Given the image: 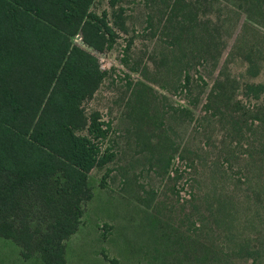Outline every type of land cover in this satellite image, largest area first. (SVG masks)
Segmentation results:
<instances>
[{
    "label": "rangeland",
    "instance_id": "rangeland-1",
    "mask_svg": "<svg viewBox=\"0 0 264 264\" xmlns=\"http://www.w3.org/2000/svg\"><path fill=\"white\" fill-rule=\"evenodd\" d=\"M120 6L112 50L74 41L108 73L85 107L110 127L114 158L90 174L67 264H264V96L245 93L264 83V0ZM0 264L41 262L0 240Z\"/></svg>",
    "mask_w": 264,
    "mask_h": 264
},
{
    "label": "trees",
    "instance_id": "trees-1",
    "mask_svg": "<svg viewBox=\"0 0 264 264\" xmlns=\"http://www.w3.org/2000/svg\"><path fill=\"white\" fill-rule=\"evenodd\" d=\"M109 3L98 14L96 0H0V240L27 260L67 264L94 198L90 174L114 158L110 127L85 107L108 74L88 49L112 50L127 32L121 0ZM245 93L259 100L264 83Z\"/></svg>",
    "mask_w": 264,
    "mask_h": 264
},
{
    "label": "water",
    "instance_id": "water-1",
    "mask_svg": "<svg viewBox=\"0 0 264 264\" xmlns=\"http://www.w3.org/2000/svg\"><path fill=\"white\" fill-rule=\"evenodd\" d=\"M78 39L80 40V39H81V37L79 36V37H78Z\"/></svg>",
    "mask_w": 264,
    "mask_h": 264
}]
</instances>
